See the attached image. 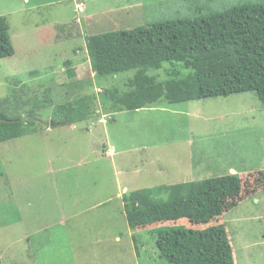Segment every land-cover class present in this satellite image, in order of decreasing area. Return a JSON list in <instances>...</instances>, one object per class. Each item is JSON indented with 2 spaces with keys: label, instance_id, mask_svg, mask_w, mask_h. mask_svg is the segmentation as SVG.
Returning a JSON list of instances; mask_svg holds the SVG:
<instances>
[{
  "label": "rangeland",
  "instance_id": "374dc122",
  "mask_svg": "<svg viewBox=\"0 0 264 264\" xmlns=\"http://www.w3.org/2000/svg\"><path fill=\"white\" fill-rule=\"evenodd\" d=\"M27 1L23 7L28 10L13 12L15 0H0V17L7 20L14 50L12 57L0 60V104H6L0 111L22 120L33 112L38 121L32 130H43L0 143V264H167L159 259L151 234L203 230L215 222L193 225L184 219L131 231L122 195L205 178L204 157L221 155L230 162L236 159L242 171L252 170L248 181L242 179L252 187L255 177L264 176V154L256 158L253 170L231 146L255 134L250 124L263 129L256 130L259 145L264 108L255 104L256 115L249 108L244 113L243 102L240 110H233L225 98L160 102L119 113L98 104V120L87 118L71 126L54 125V108L85 94L88 85L97 100L107 89L123 91L135 74L98 79L86 38L263 5L264 0ZM65 61L74 63L75 80L66 75ZM147 75L167 80L162 70ZM241 96L256 102L255 94ZM223 123L224 136L217 131ZM227 144L229 153L218 148ZM111 149L114 153L106 155ZM209 167L214 168L211 174L217 173L213 163ZM256 199V220L249 216L252 196L222 216L234 264H264V187L256 190Z\"/></svg>",
  "mask_w": 264,
  "mask_h": 264
},
{
  "label": "trees",
  "instance_id": "16d2710c",
  "mask_svg": "<svg viewBox=\"0 0 264 264\" xmlns=\"http://www.w3.org/2000/svg\"><path fill=\"white\" fill-rule=\"evenodd\" d=\"M85 45L98 79L130 71L135 74L123 91L107 89L99 95L100 100L88 85L85 94L54 108V125L98 120V104L119 113L143 110L160 102L178 105L251 93L264 108V4L240 5L195 19L94 35L86 38ZM13 54L7 20L0 17V60ZM73 66L71 61L64 62L70 80L76 77ZM149 70H162L167 80L159 82L148 76ZM5 105L0 104V110ZM36 121L33 112L22 120L0 111V143L43 130H32ZM249 174L126 192L122 195L126 223L131 231H139L184 219L193 225L214 221V226L203 230L155 231L151 235L158 257L167 264H234L227 231L218 222L244 194L252 195L264 187L261 175L255 177L252 187L242 182L253 176ZM164 194L168 196L166 201L161 199Z\"/></svg>",
  "mask_w": 264,
  "mask_h": 264
},
{
  "label": "crops",
  "instance_id": "0c3cea01",
  "mask_svg": "<svg viewBox=\"0 0 264 264\" xmlns=\"http://www.w3.org/2000/svg\"><path fill=\"white\" fill-rule=\"evenodd\" d=\"M15 1L17 2L16 3L17 8L12 9L13 12L21 11V10H28L29 9V8L25 9L23 7L29 1H27V0H15ZM72 1H74V0H72ZM74 4H77V3L74 2ZM80 5H81V3H80ZM12 11H10V12H12ZM5 14L8 15V13H5ZM226 99L230 100L231 109L240 110L242 108L241 102H243L244 107H245L243 112L245 113L246 111H248L247 108H249V111L254 113V115H256L255 112H254L256 110V105H260V102L258 101L257 98H256V102H254V100H251L250 96L242 97L241 95H235V96H231V97L226 98ZM257 110H258V108H257ZM219 115H221V117L224 116V112L219 114ZM254 115L251 118H253ZM221 126L222 127H217V131L220 132L222 136H224V135H226V133L224 131V123L221 124ZM249 128H251L254 131L255 134L251 135L250 137L244 135V137L245 136L246 137L244 139H242V140H239L238 141L239 143L237 144V146L233 145L231 147H235L234 155L239 154V155H241L242 157L245 158L244 161H246V160L250 161L249 162V164H250L249 167L253 168V170H256V158L260 159L261 155L264 154V138H263V135H260L259 145L256 146V130L262 131L263 129L256 128V125L254 126V124H250ZM218 148H220V149L226 148V150H228V153L231 152L230 151L231 148H230L229 144H227V146L222 145V147L220 146ZM220 151H224V150H220ZM113 153H114V149H111V151H109V150L107 151L106 155H111ZM220 154H222V153H220ZM221 156H217V157H220V158H217V157L213 156L216 159H211L210 157H204V162L203 163H204L205 166L203 167V169L206 171L207 176L205 178H199L196 181L204 180V179H208V178H213V177H221V176H224V175H227V174H239L240 176H242L243 174H246L247 172L252 171V170L242 171V168H238L237 167V163L238 162H237L236 159H234L236 162H230L228 160H225ZM212 163L217 168V169H215L217 171L216 174H211L210 173V171L212 169H214L213 167H209ZM261 169H263V168H261ZM172 185H177V184H172ZM125 190L126 189H123V191H125ZM251 196L253 197L252 204H251L253 209H250L251 212L249 213V216L253 220H256V201H257L256 193H254V194H252L250 196L245 195L238 202V204L235 207H233V208L239 207L241 205H245V203H247V199L249 197H251ZM233 208H231L230 210H232ZM230 210H228V211H230ZM222 216L220 217L218 223H221V224L224 225V221L222 220Z\"/></svg>",
  "mask_w": 264,
  "mask_h": 264
},
{
  "label": "built area",
  "instance_id": "2783aa9c",
  "mask_svg": "<svg viewBox=\"0 0 264 264\" xmlns=\"http://www.w3.org/2000/svg\"><path fill=\"white\" fill-rule=\"evenodd\" d=\"M78 10H82L81 6L78 8Z\"/></svg>",
  "mask_w": 264,
  "mask_h": 264
}]
</instances>
